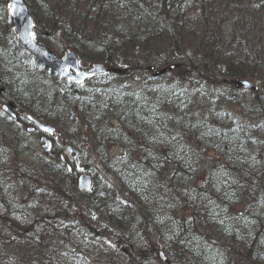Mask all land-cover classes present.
I'll return each instance as SVG.
<instances>
[{
    "label": "trees",
    "instance_id": "16d2710c",
    "mask_svg": "<svg viewBox=\"0 0 264 264\" xmlns=\"http://www.w3.org/2000/svg\"><path fill=\"white\" fill-rule=\"evenodd\" d=\"M24 1L36 41L117 71L55 77L0 0V103L17 114L0 112V264H264V0ZM23 111L64 133L52 153L28 155Z\"/></svg>",
    "mask_w": 264,
    "mask_h": 264
},
{
    "label": "water",
    "instance_id": "95a60500",
    "mask_svg": "<svg viewBox=\"0 0 264 264\" xmlns=\"http://www.w3.org/2000/svg\"><path fill=\"white\" fill-rule=\"evenodd\" d=\"M6 8L12 22L14 36L19 44L55 77L70 84H77L84 78L104 74L109 71H117L116 68H109L101 62L90 64L87 67H81L77 53L71 49L66 50L65 54L59 57L47 45L35 40L34 20L24 0H7ZM172 68L173 65L164 67L158 73ZM238 86L250 90L255 88V85L247 79H239ZM0 111L9 119H17V114L13 111L10 103H2L0 105ZM19 115L28 122L25 128L26 132L31 133L37 130L41 133V137L39 138L40 150L44 154L52 153L53 138L56 132L55 127L51 124L36 120L28 112L23 111ZM66 157H69L74 167L81 172L77 180L78 189L81 191L89 190L91 179L88 174L83 173V167L80 166V151L70 143H66L63 146V154L60 156L62 163H66ZM69 167V164H67V168ZM86 209L91 216H94L95 212L91 206H87ZM158 254L161 260H165L163 251H159Z\"/></svg>",
    "mask_w": 264,
    "mask_h": 264
},
{
    "label": "rangeland",
    "instance_id": "374dc122",
    "mask_svg": "<svg viewBox=\"0 0 264 264\" xmlns=\"http://www.w3.org/2000/svg\"><path fill=\"white\" fill-rule=\"evenodd\" d=\"M40 43H43V44H45V45H47L52 51H54V53L55 54H57L59 57H62L64 54H65V51L66 50H64V49H62V46H60L59 45V43L58 42H56V41H51V43H49V42H47V41H40ZM91 64H93V63H91ZM169 66V65H168ZM239 80V79H238ZM238 80H236L235 81V87L236 88H241V87H239L238 86ZM57 136V141H60V139H64V137H65V135H64V133H59L58 132V134H56ZM37 143V144H36ZM27 145H29V146H31V149L29 150V156L31 157H33L34 156V152L36 151V150H39L40 151V145H39V141H38V134H33V135H31L30 137H29V139H28V144ZM35 145V146H34ZM37 145V146H36ZM121 151H122V149H121V147H119V146H113V147H111L110 148V150H109V154H110V156H114V155H118V154H120L121 153ZM41 152V151H40ZM86 158L88 159V160H92V158H91V156H90V154L88 153V154H86ZM30 160V159H29ZM88 206H90V205H88ZM165 256V255H164Z\"/></svg>",
    "mask_w": 264,
    "mask_h": 264
},
{
    "label": "bare ground",
    "instance_id": "6f19581e",
    "mask_svg": "<svg viewBox=\"0 0 264 264\" xmlns=\"http://www.w3.org/2000/svg\"><path fill=\"white\" fill-rule=\"evenodd\" d=\"M241 79H247V78H241ZM247 80H249V79H247ZM249 81H251V80H249ZM252 82V81H251ZM253 83V82H252ZM254 84V83H253ZM250 90V89H249ZM39 134H38V140H39V138H40V136H41V133L40 132H38ZM63 154V150H62V153L60 154V156ZM59 156V157H60ZM161 251V250H160ZM159 253V252H158ZM158 256H159V254H158ZM160 258V257H159Z\"/></svg>",
    "mask_w": 264,
    "mask_h": 264
}]
</instances>
